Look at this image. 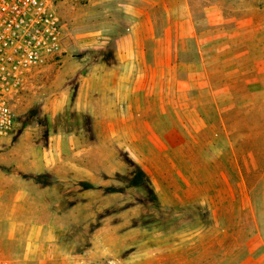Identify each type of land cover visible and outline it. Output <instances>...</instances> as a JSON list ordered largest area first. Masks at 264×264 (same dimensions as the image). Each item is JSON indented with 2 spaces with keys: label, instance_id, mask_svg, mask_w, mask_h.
<instances>
[{
  "label": "rangeland",
  "instance_id": "rangeland-1",
  "mask_svg": "<svg viewBox=\"0 0 264 264\" xmlns=\"http://www.w3.org/2000/svg\"><path fill=\"white\" fill-rule=\"evenodd\" d=\"M128 1L58 7L65 54L0 138V258L264 264V0ZM126 3L155 8L161 28L164 8L193 19L213 90L189 94L193 110L111 109ZM195 43L178 58L197 62Z\"/></svg>",
  "mask_w": 264,
  "mask_h": 264
},
{
  "label": "crops",
  "instance_id": "crops-1",
  "mask_svg": "<svg viewBox=\"0 0 264 264\" xmlns=\"http://www.w3.org/2000/svg\"><path fill=\"white\" fill-rule=\"evenodd\" d=\"M123 8L125 14L132 16V23H127L126 33L117 41L120 63L107 72L109 91L115 92L116 96L111 109L144 111L153 105L150 102L153 99L163 115L167 110L173 112V107L193 110L187 96L195 91L209 92L210 88L208 66L200 48L203 43L195 31L193 19L189 16L173 22L172 8H164L166 26L161 28L155 8L147 11L143 7H133L131 3H126ZM157 30H163L164 37L155 34ZM190 39L197 42L199 59L195 63L178 58V53L186 50L184 43ZM147 97L149 102L145 100Z\"/></svg>",
  "mask_w": 264,
  "mask_h": 264
},
{
  "label": "built area",
  "instance_id": "built-area-1",
  "mask_svg": "<svg viewBox=\"0 0 264 264\" xmlns=\"http://www.w3.org/2000/svg\"><path fill=\"white\" fill-rule=\"evenodd\" d=\"M88 1L0 0V138L15 128L22 96L41 68L65 54L59 5Z\"/></svg>",
  "mask_w": 264,
  "mask_h": 264
}]
</instances>
